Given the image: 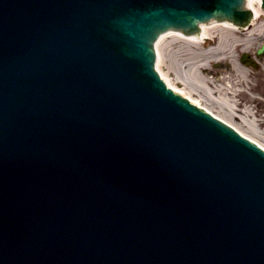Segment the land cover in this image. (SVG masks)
<instances>
[{"label":"water","instance_id":"95a60500","mask_svg":"<svg viewBox=\"0 0 264 264\" xmlns=\"http://www.w3.org/2000/svg\"><path fill=\"white\" fill-rule=\"evenodd\" d=\"M249 17L0 0V264H264V152L153 69L167 29Z\"/></svg>","mask_w":264,"mask_h":264},{"label":"bare ground","instance_id":"6f19581e","mask_svg":"<svg viewBox=\"0 0 264 264\" xmlns=\"http://www.w3.org/2000/svg\"><path fill=\"white\" fill-rule=\"evenodd\" d=\"M247 7L252 13L247 27L236 26L228 21H214L202 24L199 31L188 35L173 30L162 33L156 41L157 66L160 68V75L163 76L170 85L177 89L179 88L170 81L168 76L169 73L167 74V72L161 71V69L163 70L161 61L164 62V58L162 57L163 49L175 45V47H177L175 51L168 50L166 52L167 57L171 58L173 62L175 61L176 64L179 55L184 56L182 58V65H184L188 71L195 70L197 72L199 83L205 86L207 84L210 87L212 86V88L204 86L206 89L211 91L214 90V94L219 92L217 95L219 99L222 100L221 102L224 104V108L227 112L231 111L229 115L231 118L227 117L228 119H225V121L241 132L243 131L234 121L236 116L233 111L238 110L240 111L239 113H242L243 119H245L244 114H246L250 119L253 118L252 120L254 121L255 119L257 120V118L253 111V103L256 102L259 108H264V99L260 98V96L262 97L263 95L261 89L258 88L254 90L250 88L251 80L248 79V76H250V71L247 69L248 67L242 63L236 62V59L238 60L242 52H251L257 46L264 44V9L260 7L259 0H248ZM203 46H206L205 50L202 48ZM190 48L193 49V53L189 51ZM226 59H230L232 68H230L227 74L223 76L218 83L214 84L213 81H210L200 74L201 69L211 60L221 61ZM260 62L264 65V57ZM179 91L187 96L185 92L180 89ZM246 91H252L251 93L255 94L252 95V97L248 96V101H246V99L236 101V98L242 93H247ZM188 97L197 105H202L200 101L192 95ZM254 107H256L255 104ZM257 123L260 126V120H258ZM243 133L246 135L245 132ZM257 143L264 148L263 140L260 139Z\"/></svg>","mask_w":264,"mask_h":264},{"label":"rangeland","instance_id":"374dc122","mask_svg":"<svg viewBox=\"0 0 264 264\" xmlns=\"http://www.w3.org/2000/svg\"><path fill=\"white\" fill-rule=\"evenodd\" d=\"M177 44V43H176ZM171 48V49H170ZM175 45L167 47L163 49L162 52V57L164 58V62L161 61L163 70L161 69L162 72H167L170 81L173 83V85L179 87L181 91L185 92L188 95H192L194 98H197L200 103L207 107L210 111H212L214 114H217L218 116L228 119L227 117H230L229 115L231 114V111H226L224 108V104L221 102L222 100L219 99L218 93L214 94V90H209L207 88H212L208 84L205 86L204 84L199 83L198 81V75L196 74L197 72L195 70L193 71H188L184 65H182V58L184 56H180L175 61L171 58H168L166 55V52L168 50L170 51H175ZM204 50L206 49V46L202 47ZM190 52L193 53V49H189ZM254 52H250L249 54L254 57L255 56V51L256 48L253 50ZM238 57V56H237ZM162 58V59H163ZM239 59V58H238ZM195 60V59H193ZM206 62V61H205ZM236 62L238 63L239 61L236 59ZM178 64V65H177ZM227 64V65H226ZM260 65V64H259ZM232 68V63L229 60H211L207 65L201 69V73L203 76L208 78L210 81H213V83H218L219 80L227 74V72ZM160 69V68H159ZM250 71V76H248V79L251 80L250 83V88L257 90L258 88L261 89V92H263L262 97L260 98L264 99V65H260V67L257 66V68H250L248 69ZM179 82V83H177ZM205 86V87H204ZM247 93H242L240 96L236 98V101H241L245 100L248 101V96L254 95L255 93H251L250 91H246ZM254 104L256 107H254ZM252 105V104H251ZM253 111L256 114V118L254 121L250 119V117L245 115L246 122L242 121V125H240L236 121V117L239 116L240 114L238 110L233 111L235 114L234 121L238 123V125L242 126V128L246 131L249 132V134L258 136L261 140H263L264 143V108L257 105L256 102L253 103ZM231 118V117H230ZM260 120V126L258 125L257 121Z\"/></svg>","mask_w":264,"mask_h":264}]
</instances>
